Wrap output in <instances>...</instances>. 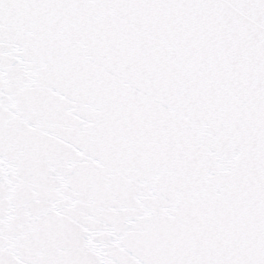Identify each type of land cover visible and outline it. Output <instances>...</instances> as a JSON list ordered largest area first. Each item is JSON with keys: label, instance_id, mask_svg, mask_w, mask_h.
Wrapping results in <instances>:
<instances>
[{"label": "snow or ice", "instance_id": "obj_1", "mask_svg": "<svg viewBox=\"0 0 264 264\" xmlns=\"http://www.w3.org/2000/svg\"><path fill=\"white\" fill-rule=\"evenodd\" d=\"M0 264H264V0H0Z\"/></svg>", "mask_w": 264, "mask_h": 264}]
</instances>
